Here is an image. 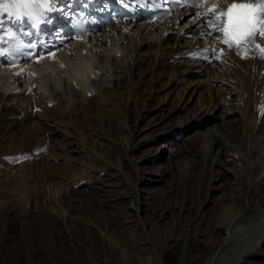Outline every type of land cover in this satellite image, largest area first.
<instances>
[{"label":"rangeland","instance_id":"374dc122","mask_svg":"<svg viewBox=\"0 0 264 264\" xmlns=\"http://www.w3.org/2000/svg\"><path fill=\"white\" fill-rule=\"evenodd\" d=\"M240 56L231 50L214 69L182 56L164 60L131 82L122 109L109 104L100 111L93 100L89 116L78 111L66 123L47 121L37 110L23 125L0 131V264H164L176 243L183 246L175 263L185 264L192 235L227 244L228 221L245 214L240 200L255 189V166L264 167V129L248 142L252 154L232 137L245 121L236 92L249 65ZM258 123L264 127V118ZM111 146L117 153L109 159ZM255 205L254 238L264 230V204ZM54 209L73 210L98 253L78 252L88 230L47 227L41 216ZM218 216L228 219L225 225ZM254 251L264 254V234L238 264H264V256L250 259ZM202 255L192 257L209 264L210 254Z\"/></svg>","mask_w":264,"mask_h":264},{"label":"bare ground","instance_id":"6f19581e","mask_svg":"<svg viewBox=\"0 0 264 264\" xmlns=\"http://www.w3.org/2000/svg\"><path fill=\"white\" fill-rule=\"evenodd\" d=\"M7 2L9 0H5L4 3ZM225 4L226 1H219L212 5V9L205 8L200 13L191 8L178 14L174 19L159 24L124 23L122 26H111V32H89L90 40L85 45H74L76 41H73L70 36L68 40H65L63 36V44L60 47H54L48 41L49 52L52 54L45 55V59L40 63H38L39 54L32 58L28 57L27 52L32 51L31 45L21 47L19 37L31 40L39 34L40 26H52L54 21L63 22L66 26L70 17L68 12L66 15L65 12L72 3L66 5V0H55L54 5H51L55 10L44 11L42 18L44 22L39 24H35L30 17L23 15L17 17L0 11V53H3L0 54V131L5 129L7 131L11 126L23 125L37 110H41L39 116L47 121L66 123L67 117L77 114L78 111H82L84 116H89L92 113L93 100L99 103L100 111L109 104L116 106L118 110L122 109L121 102L126 97V89L130 87L131 82L144 74L151 66L160 65L164 60L175 59L178 56L189 60L202 58L203 64L205 62L209 69L220 66L224 61L223 53L227 48L223 33L216 31L213 27L215 21L213 8L223 11ZM205 5L206 3L203 6ZM258 43L260 41L256 37L252 42L240 45V58L249 65L246 72L238 76L236 92V95H239L238 108L242 109L245 121L243 132L240 130L232 132L235 141L238 138L243 139L249 153L254 147L252 149L247 147L248 142L255 143V134L261 133L264 129L262 123H258L264 118L261 115L264 113V94L262 93L264 66L261 60L258 62L256 59L261 56L256 47ZM211 58H214L213 62L205 61ZM253 66H255L254 75ZM186 68L191 70L189 66ZM128 97H131V93ZM243 101L245 107L240 108V102L242 105ZM253 101H255L254 106H252ZM134 105L136 106L135 114L138 117V101L134 102ZM52 109H55L60 116L55 117L57 114L52 113ZM123 112L126 119L129 112L127 107L123 109ZM18 116L22 117L21 121L16 119ZM109 118L111 116H108ZM250 121L253 125L248 131ZM128 138L124 149L126 158L131 149L129 145L131 134ZM216 140L217 145H221V139ZM188 149L189 146L181 148L178 155H184ZM115 153H117L116 149L111 146L107 156L112 159ZM131 167L133 169V165ZM263 170L264 167L261 169L255 166L253 172L259 174L253 181L255 189L251 191L249 197L246 196L248 193L246 192L240 200L242 203L245 202L241 208L245 214L235 222L217 217L224 225L228 221L226 228H229L230 232L229 242L226 244L217 237L213 244L208 245L204 242L200 243L195 235H192L186 245L185 264H199L196 258L201 256L192 257L196 252L203 254V259L210 254L209 264H219L220 260L225 259L227 264H238L242 253L253 248L260 240L264 234V225L260 226L263 231L255 238L252 235L257 233L255 232L257 225L255 226L254 222L259 208L255 204H264V175L261 177ZM244 181L248 183V180ZM54 210L41 214V219L44 224L46 221L47 227L62 228L64 226L67 230H72L74 227L81 228L85 232L88 230L86 237H79L83 249L79 248L78 252L83 255L93 250L98 251V247L89 243L91 235L89 226L78 219L73 210L70 212ZM251 237L254 238L253 245H249ZM182 246L181 243L173 245L171 247L173 252L171 256L168 255L170 258L165 260L164 264H176ZM105 247L106 252L111 254L116 252ZM234 248L239 250L229 259ZM259 256L264 254L260 251L249 253L250 259Z\"/></svg>","mask_w":264,"mask_h":264},{"label":"snow or ice","instance_id":"6c2138e0","mask_svg":"<svg viewBox=\"0 0 264 264\" xmlns=\"http://www.w3.org/2000/svg\"><path fill=\"white\" fill-rule=\"evenodd\" d=\"M55 0H9L0 2V11L11 13L17 17H30L35 24L44 22V11H54ZM215 21L213 27L222 32L224 43L231 47H239L242 43H249L258 37L260 43L256 45L260 53L264 54V0L255 3H229L226 10L213 8ZM3 54V53H0Z\"/></svg>","mask_w":264,"mask_h":264}]
</instances>
